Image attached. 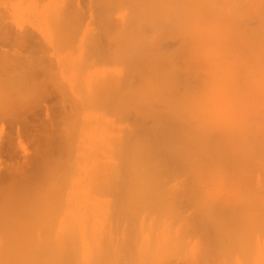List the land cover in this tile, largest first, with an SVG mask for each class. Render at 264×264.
I'll return each instance as SVG.
<instances>
[{
	"label": "bare ground",
	"instance_id": "1",
	"mask_svg": "<svg viewBox=\"0 0 264 264\" xmlns=\"http://www.w3.org/2000/svg\"><path fill=\"white\" fill-rule=\"evenodd\" d=\"M193 19L246 91L264 0H0V115L58 107L48 147L0 174V264H264V108L189 122Z\"/></svg>",
	"mask_w": 264,
	"mask_h": 264
},
{
	"label": "clouds",
	"instance_id": "2",
	"mask_svg": "<svg viewBox=\"0 0 264 264\" xmlns=\"http://www.w3.org/2000/svg\"><path fill=\"white\" fill-rule=\"evenodd\" d=\"M184 35L201 75L200 87L183 101L189 122L196 127L228 129L241 123L250 109L264 108V64L245 73L246 91H241L237 63L221 35L196 19Z\"/></svg>",
	"mask_w": 264,
	"mask_h": 264
},
{
	"label": "rangeland",
	"instance_id": "3",
	"mask_svg": "<svg viewBox=\"0 0 264 264\" xmlns=\"http://www.w3.org/2000/svg\"><path fill=\"white\" fill-rule=\"evenodd\" d=\"M0 47H4L3 44L2 45L0 44ZM55 97H53V94H51L50 96H47V98H45V100L43 102L32 107V109L30 108L31 110L29 109L28 110L29 112L24 111L23 109H22V111L18 110L19 112H21V114H20L21 117H17L18 115L15 116L17 118V120L12 119V118H14V115H12V118L9 116H8L9 118H7V112L6 111H5L6 113H1L0 116H2V117H0L1 118L0 121L2 123H0V125H1L0 126V140H1L0 141L1 142L0 143V168H1L0 174H4L7 171V168L8 167L10 168V166H12L13 164L14 165L15 164L16 165H19V164L23 165L24 163L29 161L33 156V152H35L34 154H36V150L39 147H43V148L48 147L47 146L49 143L48 126H50L48 123H50L51 114H53V113L55 114L58 112V110H56V109H58V107L56 106ZM47 108H49L51 110V111L49 110L50 114H49ZM23 112H24V114H22ZM9 115H10V113H9ZM5 117H6V119H5ZM10 133H11V135H10ZM7 139H8V141H6ZM42 141H44V142H42ZM29 143H30V145H29ZM21 145H22V147H21ZM32 159H34V158H32ZM30 162H31V160H30ZM9 164H10V166H9ZM27 164H25V166ZM30 166H32V165H30Z\"/></svg>",
	"mask_w": 264,
	"mask_h": 264
}]
</instances>
